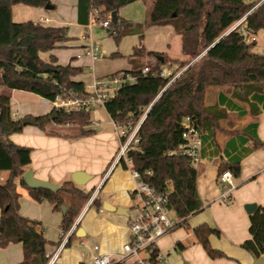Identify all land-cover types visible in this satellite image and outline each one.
Instances as JSON below:
<instances>
[{"label": "trees", "instance_id": "1", "mask_svg": "<svg viewBox=\"0 0 264 264\" xmlns=\"http://www.w3.org/2000/svg\"><path fill=\"white\" fill-rule=\"evenodd\" d=\"M133 1L136 0H112L110 3L107 0H78L77 22L80 25L88 23L92 6L99 8L101 19H108L110 12L116 10L117 21L110 20V29H107L114 33V41L131 33L138 34L141 41V25L131 24L117 14L119 7ZM18 3L44 8L50 0H0V85L38 94L48 100L62 93L63 89L83 92L84 83L71 78L80 72L78 67L53 64L55 57L51 56L50 64L55 65L56 70L42 71L44 62L39 53L51 51L70 39L67 27L30 20L14 22L11 9ZM150 14L152 24L170 25L180 36L181 53L188 59L179 60L165 52L145 51L139 43L128 58L130 68L116 71L136 74L137 80L122 86L103 108L111 120L122 127L133 128L138 124L137 140L126 152L130 166L121 157L116 165L121 163L125 169L136 170L141 180L156 191L169 190V206L178 218L184 220L187 215L200 211L202 201L196 190L198 174L191 158L183 153H173L184 143L183 118L189 117L199 129V156L219 158L218 178L225 170L239 177L241 160L252 150L262 147L256 119L247 122L239 132L231 133L223 146L217 136L225 131L220 119L226 117L228 111H234L239 117L247 113L256 116L264 111V54L254 51L256 40L246 39L248 34L264 32V0H154ZM240 20L242 22L228 32ZM118 55L116 52L110 56ZM144 55L154 56L155 63L142 62ZM169 61H181L188 67L175 78L171 75L160 77L159 73ZM145 66L149 71L142 76L140 70ZM213 86L219 87L215 92L217 100L207 105V91ZM53 112L58 115L52 120ZM30 117L35 126L47 134H53L45 129L53 121L76 125L81 128L82 135L92 132L84 131L89 123V112L86 111L53 109L49 114ZM23 127L20 120L12 117L10 98L0 96V173H5L0 179V247L21 243L23 260L18 264H46L49 259L45 256V246L48 242L43 226L20 214L17 187H25L35 201H47L54 211H61L59 225L63 233L71 230L94 189L83 191L71 179L60 184L55 192L28 188L21 175L30 163L31 148L16 145L9 139L11 134L21 133ZM124 140L125 137H119L120 143ZM64 193L70 197L68 204H65ZM90 204L99 207L100 199L94 197ZM248 221L249 239L243 241L241 247L254 257H262L264 206L248 213ZM192 233L211 258L225 256L210 245L208 238L211 234L217 236L218 229L202 223L194 227ZM74 237L72 232L65 246ZM150 264L158 262L153 259Z\"/></svg>", "mask_w": 264, "mask_h": 264}, {"label": "crops", "instance_id": "2", "mask_svg": "<svg viewBox=\"0 0 264 264\" xmlns=\"http://www.w3.org/2000/svg\"><path fill=\"white\" fill-rule=\"evenodd\" d=\"M77 1L69 0L66 13L65 10L45 12V8L18 3L12 6L11 17L17 23L28 20L34 22L43 17L49 20L48 23H45L46 25L66 26L71 38L62 43L61 46L52 48L51 51L40 52L39 57L44 63L50 64L51 56H54L55 62L53 64L62 66L70 64L78 67L80 72L71 78L86 84L98 76L93 74L92 61L95 60L86 55L77 57L83 42L80 40V43H76L72 39L73 34L69 32V27L72 25L76 29L86 30L85 24L80 25L77 22ZM54 2L50 0L53 8L55 7ZM87 70H91L92 73ZM4 95L10 98V112L15 120H20L24 116L49 114L52 110L45 98L38 94L0 85V96ZM253 119H256L258 124L257 135L262 141V147L252 150L241 160V173L239 177H234L236 187L229 200L219 199L222 192L216 173L219 158H201L196 166L198 174L196 190L201 198L202 208L198 212L187 215L184 220H181V224L159 238L157 248L163 257L157 261L158 264H251L253 262L254 256L246 252L241 247V243L249 239L248 213L244 206L248 203H254L257 207L264 206V150L262 149L264 145V111L256 116L247 113L243 117H239L234 111H228L226 117L220 119V125L225 131L219 132L217 136V141L223 146L231 133L236 130L239 132L247 122ZM89 124L94 127L90 129ZM45 129L53 134H47L33 125H24L21 133H13L9 136V139L16 145L31 148L30 163L25 170L30 169L35 178L60 185L71 179V172L90 169L93 176L92 180L86 186L79 187L85 190L92 186L91 189H94V184H96L99 193L96 192L95 197L100 199V206H95L97 213L88 217L83 229L84 235L80 236L79 239L84 247L83 251L80 253L72 252L70 257L63 256L61 258L60 254L66 247L64 245L59 251L55 263L91 264V258L94 255L104 252L114 255L120 254L123 243L128 239L129 219L127 218L130 214L128 209L127 215L104 211L102 203L108 198H112V201L107 202L113 206L115 205L113 203H116L115 207L127 208L126 206L130 204L133 198L139 199V197L136 194H131L134 187L132 177L126 179L127 176L123 174L125 171L122 172L119 169L116 171L118 165H116L115 139L118 140L119 135L114 136L115 132L112 130H117L113 127L110 116L103 107L90 111L89 123L85 125L84 131L90 130L92 132L85 135L81 134V128L76 125H61L54 121L48 123ZM99 141L100 144L105 145L104 154H107V157H112L108 166L104 167L102 165L105 164L99 165V163L85 165L83 161L77 160L78 154L86 152L84 150L86 146L89 148L87 153L92 156L93 149L99 147L97 144ZM107 159L105 162L108 161ZM4 176L5 173L1 172L0 179ZM17 191L20 194L18 200L20 214L40 222L43 226V234L48 242L45 246V254L47 255H51L55 251L66 235L68 238L72 232H76L77 228L80 227V216L87 210V207L91 206L90 204L83 207L82 213L74 221L76 226L71 233H63L59 225L61 214L56 210L54 211L49 202L35 201L23 186H18ZM100 195H102L101 198ZM138 204L139 201L136 205L138 206ZM137 210L138 207L133 213L135 214L134 217ZM202 223L218 229L219 234L217 236L211 234L208 238L214 249L225 253L224 257L211 258L206 254L202 244L194 237L192 229ZM60 236L62 239L59 241ZM262 258L264 259V256ZM22 260L21 243H9L5 247H0V264H18Z\"/></svg>", "mask_w": 264, "mask_h": 264}, {"label": "built area", "instance_id": "3", "mask_svg": "<svg viewBox=\"0 0 264 264\" xmlns=\"http://www.w3.org/2000/svg\"><path fill=\"white\" fill-rule=\"evenodd\" d=\"M88 23L84 25L85 31L82 34L80 40L83 45L80 47V53L77 57L82 55L89 56L92 60L100 59L103 56L104 51L91 37V23L93 20H101L103 27H108L111 20L110 16L108 19H101L99 17V8L91 7L89 11ZM243 20V19H242ZM242 20L236 22L232 27L233 29L239 25ZM38 22L48 23V19L40 17ZM244 32V29H243ZM247 40H256V34H248ZM264 40V37H263ZM149 71V67H142L140 75H146ZM171 75V72L166 68H162L159 73L160 77ZM177 76H172L175 78ZM137 80L136 74L126 73L119 71L107 76H101L100 78H93L91 82L84 84L83 92H77L73 90H62V93L54 95L52 100L45 99L52 107V110L56 111H83L89 112L104 107V104L111 99L115 98L117 91L125 85H131ZM113 122V121H112ZM138 124L133 128L122 127L118 123L113 122V127L121 129L119 137H125V140L121 142L118 154L116 157V163L121 157L124 159L125 164L129 167L131 161L127 159L126 152L129 149L132 142L136 141L135 133L138 129ZM182 126L184 130L182 137L184 143L180 145L174 154H185L191 158L192 165L196 167L201 160L199 156L201 141L199 138V129L191 122L189 117H185L182 120ZM130 175L132 176L134 187L132 193L139 197V204L136 216L128 222V239L123 243L121 252L118 255L104 252L92 256L91 264H150L154 259L160 261L162 255L157 248V242L159 238L168 233L171 229L181 224V219L178 218L173 208L169 206V190L165 192L156 191L154 187H150L144 183L140 175L136 170L129 169ZM219 176L220 187L222 192L220 194V200H229L232 192L235 190L236 184L234 182V176L230 171L225 170L221 172ZM96 196V192L93 193L91 199L87 205H90L93 198ZM172 213L174 216L170 217ZM74 227V225H73ZM68 233L72 232V229ZM67 235L64 240L51 255L45 254L49 259L46 264H55L56 257L61 248L66 244ZM153 250L155 252L152 255Z\"/></svg>", "mask_w": 264, "mask_h": 264}, {"label": "rangeland", "instance_id": "4", "mask_svg": "<svg viewBox=\"0 0 264 264\" xmlns=\"http://www.w3.org/2000/svg\"><path fill=\"white\" fill-rule=\"evenodd\" d=\"M55 1V7L50 8V10H46L45 12H55L57 10H65L64 12L66 13L68 11V5H69V0H53ZM154 0H136L131 2L130 4L121 6L117 10V14L120 15L122 18L126 19L129 21L131 24L138 23L141 25V30H142V40H139V35L136 33H131L130 35L123 36L119 41H114L113 38V32L112 31H106V29H110V27H103L101 20L95 21L93 20L91 23V37L92 39L98 44L99 47L104 51L103 56L100 57V59H97L95 61H92L93 64V74L98 76L100 78L101 76H107L110 74L115 73L118 70L121 69H129L130 68V63H128V58L132 55L133 49L141 44V46L145 47V51L151 50V51H157V52H162V53H167L170 56L178 57L179 60H187L188 56H185L181 53V45H180V37H178L173 29H171L170 25H156L152 24L150 22V12L152 9ZM107 18V16H106ZM84 29H76L74 25L69 27V32L73 34V40L76 41V43H80V38ZM140 41V42H139ZM256 46L254 47V51L257 53H262L264 54V40H263V32H260L257 35L256 39ZM118 52L120 55L116 57H111L110 55L113 53ZM145 64H154L155 63V57L152 55H144L143 60ZM186 67L181 61L180 62H172L169 61L167 62L163 68H166L171 72V76H178L180 72L183 71V69ZM88 72L92 73L91 70H87ZM225 87H223L224 89ZM219 87H209L207 91V96H206V103L207 105L213 104L217 100V94L215 93L216 90H218ZM36 127L35 125H33ZM94 126L89 124V128H93ZM97 130V129H96ZM121 129H117V131L112 130L114 133V136L117 137L120 133ZM117 135V136H116ZM116 147H115V153L116 157L118 154V150L120 148V141L117 138L115 139ZM99 147H96L93 149V154L90 156L87 152L89 150L88 146L85 147V151L83 154H78L77 155V160L79 162L83 161L86 164L88 163H94L99 165H102L104 167L108 166L111 163V158L112 157H107V154H104V144H100V141L97 142ZM87 148V150H86ZM113 156V155H112ZM108 158L107 162H105V159ZM103 168V167H102ZM121 170L124 172L123 174L127 176L126 179H130V171L129 169H125L122 167L121 163L118 164L117 170ZM89 170V172H88ZM88 170H81L84 171L90 176L92 174L90 173V169ZM100 173V172H99ZM102 173V172H101ZM107 176V175H106ZM132 177V176H131ZM71 178V177H70ZM93 176L87 181V183L92 180ZM133 180V179H132ZM132 182V181H131ZM82 185L80 187H84L87 185ZM134 184V182H133ZM93 190V192H98V189L96 187ZM90 188L85 189L83 191H87ZM104 190V189H103ZM102 190V191H103ZM132 193V192H131ZM104 194V193H102ZM93 195V194H92ZM92 195L90 196L89 200L91 199ZM64 199H65V204L69 203L70 197L67 194H63ZM102 195H100V198ZM85 203V205L88 204V201ZM107 201H112V198H108ZM139 199L135 197L133 200H131L130 204L127 207L128 213L130 216L127 218L129 221L133 219L134 215L133 213L136 212L137 209V202ZM114 206H116V203ZM84 205V206H85ZM87 210L80 216V227L84 229L86 226V221L88 217L92 216L93 214L97 213V210L94 205H91L90 207L86 208ZM57 211V210H56ZM83 211V210H82ZM81 211V213H82ZM107 211V210H104ZM61 214V211H57ZM62 215V214H61ZM170 217H173V214H169ZM73 225V224H72ZM45 228V227H44ZM80 237H74L71 240V243L63 249L62 253L60 254V257L63 258V256L70 257V255L73 253H80L83 251L84 247L79 241Z\"/></svg>", "mask_w": 264, "mask_h": 264}, {"label": "water", "instance_id": "5", "mask_svg": "<svg viewBox=\"0 0 264 264\" xmlns=\"http://www.w3.org/2000/svg\"><path fill=\"white\" fill-rule=\"evenodd\" d=\"M109 3L112 1V0H107ZM45 9L47 10H50V8H53V4H46ZM110 18H111V21L113 23H115L117 21V15H116V10L110 12ZM173 16H175V14H173ZM233 27L231 26L230 29H228V32L230 30H232ZM107 30V29H106ZM228 32L224 33L222 36H220V38H222L224 35H226ZM218 38V40L220 39ZM188 66H186L184 69H186ZM183 69V70H184ZM56 70V67L55 65L53 64H49V63H43V67H42V71L44 73L46 72H52V71H55ZM58 114L56 112H53V114L51 115V119L53 120L54 117H56ZM20 122L23 124V125H35V121L30 117V116H24L20 119ZM264 150V145H263V148ZM70 177H71V180L78 186H82V185H85L87 183V181L92 177L90 176V174H88L87 172L85 173L84 171H81V170H76V171H73L71 172L70 174ZM21 178L24 179L25 181V184L28 188L30 189H38V188H44V189H48L52 192H55L59 189L60 185L57 184V183H52L48 180H43V179H40V178H35L33 176V172L30 170V169H27L25 170L22 175H21ZM102 208H104L105 210H108V211H113V212H116L117 214H124V215H127V208H124V207H115L113 206L112 204H110L109 202L107 201H103L102 203ZM61 209L63 212L66 211L65 209V206H61ZM244 209L247 213H250V212H253L257 209V205L254 204V203H248L244 206ZM75 228L76 226V223L73 224ZM73 230V229H72ZM75 235L80 237V236H83L84 235V230L81 228V227H78L76 232H75ZM37 258L41 259L40 256H37ZM251 264H264V259L262 257H254L253 258V262Z\"/></svg>", "mask_w": 264, "mask_h": 264}]
</instances>
